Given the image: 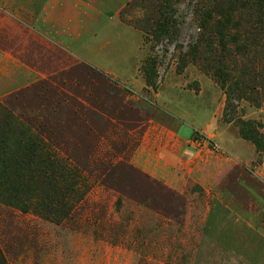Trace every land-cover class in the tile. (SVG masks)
I'll return each mask as SVG.
<instances>
[{"label":"rangeland","instance_id":"1","mask_svg":"<svg viewBox=\"0 0 264 264\" xmlns=\"http://www.w3.org/2000/svg\"><path fill=\"white\" fill-rule=\"evenodd\" d=\"M122 20L169 120L160 143L181 123L201 156L175 140L157 181L53 93L6 98L0 264H264V0H133Z\"/></svg>","mask_w":264,"mask_h":264},{"label":"crops","instance_id":"2","mask_svg":"<svg viewBox=\"0 0 264 264\" xmlns=\"http://www.w3.org/2000/svg\"><path fill=\"white\" fill-rule=\"evenodd\" d=\"M132 1L0 0V103L53 93L69 108L73 125L117 143L118 157L131 158L158 181L165 170L173 173L175 140L182 156H201V133H184L171 121L170 135L160 143V126L168 119L160 122L159 94L138 69V29L122 20ZM112 63L120 65L112 69Z\"/></svg>","mask_w":264,"mask_h":264},{"label":"trees","instance_id":"3","mask_svg":"<svg viewBox=\"0 0 264 264\" xmlns=\"http://www.w3.org/2000/svg\"><path fill=\"white\" fill-rule=\"evenodd\" d=\"M150 74L149 75H151L152 74V72H149ZM148 74V73H147ZM149 82V81H148ZM150 84H151V86L153 85V83H151V82H149ZM155 86V85H154ZM153 87V86H152ZM198 137H200V135H198Z\"/></svg>","mask_w":264,"mask_h":264}]
</instances>
